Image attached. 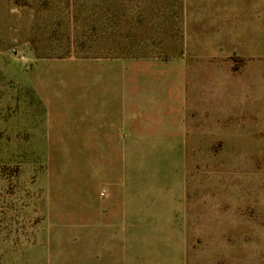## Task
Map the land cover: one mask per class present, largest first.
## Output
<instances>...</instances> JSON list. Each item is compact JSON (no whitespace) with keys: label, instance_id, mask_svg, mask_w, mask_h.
Here are the masks:
<instances>
[{"label":"crops","instance_id":"obj_1","mask_svg":"<svg viewBox=\"0 0 264 264\" xmlns=\"http://www.w3.org/2000/svg\"><path fill=\"white\" fill-rule=\"evenodd\" d=\"M203 1V7L190 10L185 0H47L39 5L44 19L55 15V20L78 22L84 31L76 38L79 54L83 48L87 53L71 58L72 71L58 77L71 83L85 77L95 92L84 95L68 120L62 114L67 104L49 90L53 80L41 74L36 94L45 113L34 138L46 143L39 148L97 149L107 186L101 191L106 199L91 212L100 264H160L177 255L189 264H210L214 256L240 264L243 241L245 256V212H239L241 231L238 210L231 208L233 236L221 231L214 240L210 222L222 226L226 208L188 205L186 169L200 157L215 164L209 152L216 143L246 147L247 85L255 84L264 63V0ZM189 16L195 20L192 27ZM190 27L196 46L189 44ZM195 47L196 54L188 55ZM248 68L255 73L249 76ZM211 70L225 77L207 75ZM194 71L205 78L199 80ZM176 214L187 226L180 240ZM198 253L207 256L198 259Z\"/></svg>","mask_w":264,"mask_h":264},{"label":"rangeland","instance_id":"obj_2","mask_svg":"<svg viewBox=\"0 0 264 264\" xmlns=\"http://www.w3.org/2000/svg\"><path fill=\"white\" fill-rule=\"evenodd\" d=\"M185 1L188 10L204 6L203 0ZM46 2L0 0V264H100L93 244L96 219L91 212L106 199L107 194L101 191L107 186L101 179L103 164L99 163L97 149L39 148L46 143L34 138L41 129V114L45 113L36 94L42 87L41 74L53 80L49 90L57 101L67 104L62 114H67L68 120L84 95L95 92L93 82L85 81V77L72 83L58 77L72 71L69 64L75 60L71 58L80 55L76 36L84 31L78 28V22L55 20V15L51 20L44 19L38 10ZM188 19L192 27L195 20L190 22V16ZM191 27L187 37L189 44L196 46ZM48 47L51 51L43 50ZM83 50L80 56L87 53ZM190 51L188 55L196 54L197 49ZM43 63L47 65L41 67ZM259 69L263 72L253 77L255 84L247 85L250 106L246 147L234 150L224 148L226 143H216L209 152L215 164H206L200 157L197 165H190L188 160L190 166L186 169L190 178L188 205L226 208L222 226L210 222L214 240L222 235L221 231L233 236L231 208L238 210V228L239 212H245V256L243 241L240 264H264V63ZM211 71L207 75L219 80L225 77L218 70ZM253 73L247 69L249 76ZM194 75L199 80L205 78L201 72L197 75L194 71ZM87 111L93 114V108ZM195 213L190 216L193 218ZM179 217L174 224L180 240L186 236L187 226ZM206 256L198 253L197 257ZM213 259L210 264H238L233 257ZM172 261L159 263L189 264L186 256L180 259L177 255Z\"/></svg>","mask_w":264,"mask_h":264}]
</instances>
